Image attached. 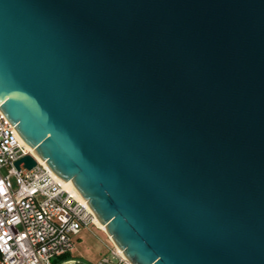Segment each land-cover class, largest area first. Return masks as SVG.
<instances>
[{
  "label": "water",
  "instance_id": "obj_1",
  "mask_svg": "<svg viewBox=\"0 0 264 264\" xmlns=\"http://www.w3.org/2000/svg\"><path fill=\"white\" fill-rule=\"evenodd\" d=\"M0 112L131 263L264 264V0H0Z\"/></svg>",
  "mask_w": 264,
  "mask_h": 264
},
{
  "label": "built area",
  "instance_id": "obj_2",
  "mask_svg": "<svg viewBox=\"0 0 264 264\" xmlns=\"http://www.w3.org/2000/svg\"><path fill=\"white\" fill-rule=\"evenodd\" d=\"M26 154L35 165L21 162L16 168L14 162ZM91 225L98 227L89 206L29 151L0 112V264H53L52 258L69 252L73 238ZM110 243L94 264H133Z\"/></svg>",
  "mask_w": 264,
  "mask_h": 264
},
{
  "label": "crops",
  "instance_id": "obj_3",
  "mask_svg": "<svg viewBox=\"0 0 264 264\" xmlns=\"http://www.w3.org/2000/svg\"><path fill=\"white\" fill-rule=\"evenodd\" d=\"M98 226V225H97ZM108 235L98 226L82 228L73 238V247L66 253V259L56 264H94L110 246Z\"/></svg>",
  "mask_w": 264,
  "mask_h": 264
},
{
  "label": "bare ground",
  "instance_id": "obj_4",
  "mask_svg": "<svg viewBox=\"0 0 264 264\" xmlns=\"http://www.w3.org/2000/svg\"><path fill=\"white\" fill-rule=\"evenodd\" d=\"M28 149H29V151H31V153H33V154H35L34 152H33V150L28 146ZM44 162V161H43ZM59 181H61V183L63 184V186L66 188V189H68L70 192H71V194L73 195V197H75L77 200H79V201H81L82 203H85L86 205H87V202L71 187V186H69L68 184H67V182L69 181V180H67V181H65V182H63L62 180H60L57 176H55ZM95 222H96V224L100 227V228H102L103 229V231L105 232V228H104V224H102V223H100L99 221H98V219L95 217ZM109 237V236H108ZM121 251V250H120Z\"/></svg>",
  "mask_w": 264,
  "mask_h": 264
},
{
  "label": "trees",
  "instance_id": "obj_5",
  "mask_svg": "<svg viewBox=\"0 0 264 264\" xmlns=\"http://www.w3.org/2000/svg\"><path fill=\"white\" fill-rule=\"evenodd\" d=\"M65 259H66V253L65 254H62L60 256L55 257V259H54V261L52 263L53 264H56L57 262L62 261V260H65ZM79 264H87V263H85V262L82 261Z\"/></svg>",
  "mask_w": 264,
  "mask_h": 264
},
{
  "label": "rangeland",
  "instance_id": "obj_6",
  "mask_svg": "<svg viewBox=\"0 0 264 264\" xmlns=\"http://www.w3.org/2000/svg\"><path fill=\"white\" fill-rule=\"evenodd\" d=\"M12 183L14 184V178L12 177ZM102 229V228H101ZM103 230V229H102ZM105 233V232H104ZM55 258H52V262L54 261Z\"/></svg>",
  "mask_w": 264,
  "mask_h": 264
}]
</instances>
